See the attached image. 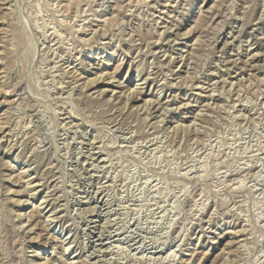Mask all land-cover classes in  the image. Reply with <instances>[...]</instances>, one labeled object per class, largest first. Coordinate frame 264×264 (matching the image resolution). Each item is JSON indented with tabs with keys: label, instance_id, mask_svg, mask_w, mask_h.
<instances>
[{
	"label": "rangeland",
	"instance_id": "rangeland-1",
	"mask_svg": "<svg viewBox=\"0 0 264 264\" xmlns=\"http://www.w3.org/2000/svg\"><path fill=\"white\" fill-rule=\"evenodd\" d=\"M0 264H264V0H0Z\"/></svg>",
	"mask_w": 264,
	"mask_h": 264
}]
</instances>
